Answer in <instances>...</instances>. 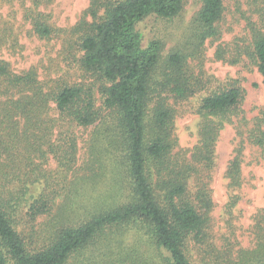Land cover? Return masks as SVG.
Here are the masks:
<instances>
[{"label":"trees","instance_id":"trees-1","mask_svg":"<svg viewBox=\"0 0 264 264\" xmlns=\"http://www.w3.org/2000/svg\"><path fill=\"white\" fill-rule=\"evenodd\" d=\"M225 1L203 0L196 18L199 44L218 37L216 25ZM182 5L183 0L91 1L92 22L81 23L76 31L82 34L81 67L102 83L100 108L90 88L46 91L32 71L17 75L0 61V264H192L188 243H202L212 203L205 184L197 188L194 200L186 184L199 168L212 167L215 133L203 126L201 145L192 152L190 164L173 161V112L167 101L186 100L198 84L188 75L186 57L180 52L169 54L157 68L160 42L143 47L136 30L146 17L177 16ZM259 15L264 26V0ZM34 30L43 38L51 35L39 21ZM250 31L252 58L264 86V32L254 25ZM240 97V90L231 88L205 98L201 108L223 115ZM72 125L94 128V139L102 143L100 154L111 156L117 168L124 167L130 190L113 208L98 214L89 210L79 225L66 224L67 208L58 207L47 244L30 253L17 230L22 227L18 211L25 205L31 220L51 213L54 188L42 177L40 160L46 153L56 156L57 147L62 149L57 159L64 172L72 170ZM57 131L61 146L52 145ZM257 143L264 146V132ZM91 155L99 162L96 153ZM40 185L44 190L35 188L39 193L30 194L31 187ZM250 253L235 259L228 255L215 264H264V242Z\"/></svg>","mask_w":264,"mask_h":264},{"label":"rangeland","instance_id":"rangeland-1","mask_svg":"<svg viewBox=\"0 0 264 264\" xmlns=\"http://www.w3.org/2000/svg\"><path fill=\"white\" fill-rule=\"evenodd\" d=\"M91 1L0 0V61L17 75L32 71L46 91L77 85L90 88L100 108L102 83L83 71L79 48L82 34L76 31L81 23L92 22L88 13ZM202 6L203 0H183L177 16L146 17L136 30L143 47L153 40L160 42L157 68L169 54L180 52L186 57L188 75L198 84L186 100L167 101L173 112V161L190 164L192 152L201 145L203 126H210L215 133L212 167L199 168V174L190 176L186 184L192 200L200 184H205L212 203L203 241H190L188 256L192 264H215L228 255L234 259L243 252V256L250 255L259 241L264 242V146L257 143L264 132V86L252 58L250 31L254 25L264 32V26L259 15L262 0H226L216 25L218 37L199 44L201 31L196 18ZM38 21L51 30L48 38L36 34L34 24ZM231 88L241 92L233 109L223 115L202 110L205 98ZM51 107L54 117V105ZM93 131V127L70 128L75 154L68 173L57 159L62 149L55 147L60 151L56 156L46 153L40 160L42 177L54 188L55 203L50 214L33 220L25 205L19 208L17 219L22 227L17 230L25 238L28 252H37L47 244L58 207L67 208L66 224L79 225L87 219L89 210L98 214L127 196L129 179L124 167L117 168L111 164V156L100 154L102 143L94 139ZM58 140L57 131L52 145L61 146ZM43 187H31L29 192L38 194L34 189Z\"/></svg>","mask_w":264,"mask_h":264}]
</instances>
